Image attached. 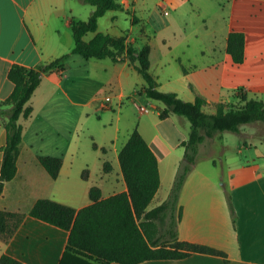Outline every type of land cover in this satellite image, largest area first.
Masks as SVG:
<instances>
[{
	"label": "crops",
	"instance_id": "crops-1",
	"mask_svg": "<svg viewBox=\"0 0 264 264\" xmlns=\"http://www.w3.org/2000/svg\"><path fill=\"white\" fill-rule=\"evenodd\" d=\"M117 1L123 10L105 13L97 32L148 44L150 72L161 91L175 92L187 102L200 96L207 113H215L220 103L238 104L241 95L264 102V0ZM92 11V6L79 0H0V101L14 88L7 76L11 66L35 67L70 52L74 46L71 20H87ZM231 32L243 33L245 38L240 64L227 53ZM95 34H87L84 40L90 41ZM73 55L78 54L70 55L65 71L43 76L28 103L30 117L19 120L23 131L17 172L3 187L0 211L22 214L23 219L8 239L0 236V257L9 256L20 264H60L68 242L67 230L30 215L37 200L49 199L79 210L91 203L92 187L101 190L102 199L125 192L118 153L137 128L158 161L160 186L148 207L153 209L169 196L180 156H184V151L178 154L176 149L190 134L186 118L175 114L160 118L164 105L153 104L141 93L143 80L133 65L79 55L84 84L71 80L69 71L66 74L68 60L77 59ZM105 89L109 93L101 95ZM108 95L111 101L104 106ZM131 96L155 112L138 113ZM130 111L140 118L122 133L121 122L128 121ZM93 119L95 126L88 127ZM160 128L172 133L174 140L168 141ZM216 137L205 138L198 151L207 141L209 156ZM5 144L0 119V168ZM38 155L62 159L56 179L41 166ZM207 163V157L202 165L196 159L180 191L177 236L223 255L192 253L139 264H264V164L238 162L220 169ZM162 172L171 179L164 195L160 194Z\"/></svg>",
	"mask_w": 264,
	"mask_h": 264
},
{
	"label": "trees",
	"instance_id": "trees-1",
	"mask_svg": "<svg viewBox=\"0 0 264 264\" xmlns=\"http://www.w3.org/2000/svg\"><path fill=\"white\" fill-rule=\"evenodd\" d=\"M79 1L92 6L93 11L87 20H71L74 46L70 52L49 63L35 67L13 65L8 71V79L14 88L6 100L0 101V119L6 132L0 168V195L5 183L16 175L23 131L19 120L30 117L32 107L28 103L43 76L53 71H65L66 61L72 54L86 60L108 58L115 63L127 62L141 75V93L164 105L160 118L175 114L186 118L191 126L188 139L181 142L184 156L167 200L148 209L160 186L158 161L135 128L118 153L126 183L125 192L102 199L101 190L92 187L89 190L91 203L79 210L49 199H39L30 215L69 232L60 264H139L148 260L181 259L192 253L223 255L212 248L178 239L177 225L182 216V209L178 207L179 194L203 140L224 131L240 133L244 124L264 123V102L241 95L238 104L220 103L215 106V113H207L203 109L206 101L200 96H196L193 102H187L175 92L161 91L157 79L150 72L151 49L148 44L128 43L126 36L113 37L97 32L98 20L109 11L123 10L121 4L117 0ZM89 33L96 34L87 42L84 37ZM244 46L243 33L231 32L228 35L227 53L235 64L243 62ZM37 159L51 178L58 177L62 165L60 157L38 155ZM107 165L105 171H108ZM86 177L85 170L82 178ZM229 204L231 206L230 200ZM22 219V214L0 211V236L8 239ZM0 264L20 263L2 255Z\"/></svg>",
	"mask_w": 264,
	"mask_h": 264
},
{
	"label": "rangeland",
	"instance_id": "rangeland-1",
	"mask_svg": "<svg viewBox=\"0 0 264 264\" xmlns=\"http://www.w3.org/2000/svg\"><path fill=\"white\" fill-rule=\"evenodd\" d=\"M135 30L138 29L136 28ZM73 56H76L74 58L77 59L70 58V60H68L66 74H68L69 71L71 80H73L74 82L79 80V83H84V78H82L84 75L83 74L84 71L78 64V60H82V58L79 55H73ZM90 90L93 89L90 88ZM106 93H109V90L107 89L102 90L101 95ZM71 97L73 99L78 100V96L72 93H71ZM131 101L133 102V105L138 113L140 112L137 110V106L135 105H144L150 109V113L155 112V110L151 107V105L137 102V100L134 99V96H131ZM157 103L162 105V103L160 102L153 101V104H157ZM203 109L205 112L209 111L206 106H204ZM93 116L97 118V115L95 113H93ZM128 118H129L128 121L121 122L122 133H124L125 128L128 127L129 123L132 122L136 125L138 118H140V115H138L136 112L133 113L132 111H130ZM95 124H96V120L93 119L92 123H88L87 126L92 128L95 126ZM160 129H161V133H163V135L168 141L174 140V135L172 133H167V130H165L164 128H160ZM176 150L178 151V154L179 153L183 154L184 149L182 147ZM208 153H210L209 156L207 155V141H206L202 145L200 152L198 151V154L196 156L198 165L204 164L206 157L211 164L213 163L217 165L220 169L222 167H224V169L226 168L228 169L231 165L238 162L242 164L250 163L255 166L264 164V123L258 122V123L244 124L241 126L240 133H234L228 131L217 133V137L216 139H214L211 148L208 149ZM173 154H175V152H173ZM180 158L183 159L181 156ZM181 159L180 161H182ZM176 175L177 172L175 174V177ZM162 177H163V182H162V189L160 194L164 195L167 192L168 187H170L171 179L168 180V176H165L164 172H162Z\"/></svg>",
	"mask_w": 264,
	"mask_h": 264
},
{
	"label": "built area",
	"instance_id": "built-area-1",
	"mask_svg": "<svg viewBox=\"0 0 264 264\" xmlns=\"http://www.w3.org/2000/svg\"><path fill=\"white\" fill-rule=\"evenodd\" d=\"M163 14H167V11L166 10H163ZM111 101V97L110 96H106L104 98V100L102 101L103 105L104 106H108V103ZM137 106V110L141 113V114H144V113H148L150 111V109L144 105H135Z\"/></svg>",
	"mask_w": 264,
	"mask_h": 264
}]
</instances>
